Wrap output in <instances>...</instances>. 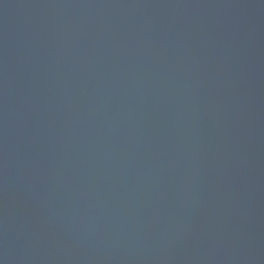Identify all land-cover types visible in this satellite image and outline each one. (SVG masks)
Segmentation results:
<instances>
[{
	"label": "water",
	"instance_id": "obj_1",
	"mask_svg": "<svg viewBox=\"0 0 264 264\" xmlns=\"http://www.w3.org/2000/svg\"><path fill=\"white\" fill-rule=\"evenodd\" d=\"M0 264H264V0H0Z\"/></svg>",
	"mask_w": 264,
	"mask_h": 264
}]
</instances>
